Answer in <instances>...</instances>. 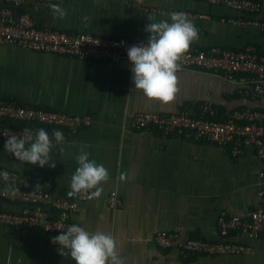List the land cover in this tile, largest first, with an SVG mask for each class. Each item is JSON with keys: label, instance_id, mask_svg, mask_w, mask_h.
<instances>
[{"label": "crops", "instance_id": "crops-1", "mask_svg": "<svg viewBox=\"0 0 264 264\" xmlns=\"http://www.w3.org/2000/svg\"><path fill=\"white\" fill-rule=\"evenodd\" d=\"M258 1L263 4L258 19L264 20V0ZM57 5L67 13L62 20L53 18L50 7L25 4L15 12L29 13L39 28L143 42L150 35L145 31L149 23H171L173 13L189 12L199 15L188 17L199 36L189 49L244 50L255 46L264 54L263 31L223 22L241 13L204 2L147 0V10H139L130 0H59ZM130 69L131 64L126 63L78 60L0 46V98L92 118V125L75 135L59 130L69 139L52 148L55 168L24 164L0 145V169L49 179L55 195L68 193L78 167L75 156L80 146L86 145L89 159L102 164L109 179L101 185V196L82 203L72 221L89 232L114 236L123 264H264V237L252 240L236 236V241L252 247L253 254L220 257L184 258L178 249L163 250L155 241L158 232L167 231L180 234L183 241L201 238L216 242L220 240L217 220L222 212L245 216L256 208L258 191L264 189V175L260 176L264 162L255 149L249 146L243 155L234 157L203 140L131 127L138 113H195L204 102L216 106L223 118L240 109L264 112V96L253 94L251 84L180 69L174 99L162 103L135 89ZM121 175L125 179L121 180ZM112 191L122 200L120 209L108 205ZM0 208L21 210L10 203H2ZM55 236L36 229L0 228V264H75L69 255L59 254L58 244L51 243Z\"/></svg>", "mask_w": 264, "mask_h": 264}, {"label": "built area", "instance_id": "built-area-1", "mask_svg": "<svg viewBox=\"0 0 264 264\" xmlns=\"http://www.w3.org/2000/svg\"><path fill=\"white\" fill-rule=\"evenodd\" d=\"M139 10H147V0H130ZM204 2L225 7L241 13V16L223 19L235 26L255 27L264 32V20L258 19L263 10L258 0H183ZM59 0H0V46H13L35 53L52 54L78 60L131 64L128 49L146 44L128 38H104L90 33L69 32L51 28H39L29 13L15 11L25 4L36 8H49ZM188 17L199 16L189 12ZM208 18L207 16H203ZM180 69H196L219 74L230 81L251 84L253 94L264 96V54L255 46L244 50L211 47L205 50L191 48L178 62ZM250 95V92H246ZM4 121L24 123L22 127H10ZM90 116L72 115L42 106L0 98V145L4 148L8 137L13 134L33 140L43 128L56 144L52 135L56 130H66L75 135L79 130L90 127ZM137 131H160L164 136L199 139L227 150L232 156L244 154L253 147L264 162V112L251 109L233 111L223 118L219 109L210 102L200 104L195 113L182 111L175 114L138 113L131 122ZM64 141L69 139L63 133ZM26 146L28 144L26 143ZM14 158V156H12ZM21 162V161H20ZM3 173L8 174L5 180ZM263 173L260 174L263 177ZM94 191V190H92ZM91 192L69 196L67 192L55 195L51 180L34 176L16 169H0V206L10 203L21 206L20 211L0 208V228L36 229L50 235H60L70 226L76 225L72 215L79 212L81 204L94 200ZM259 204L245 216L222 212L217 220L220 240L216 242L201 238L183 241L176 232L162 231L155 236L157 245L163 250L178 249L184 258L190 256H246L253 254L249 245L235 240L245 236L252 240L264 237V189L258 191ZM111 209L123 205L116 191L108 197Z\"/></svg>", "mask_w": 264, "mask_h": 264}, {"label": "clouds", "instance_id": "clouds-1", "mask_svg": "<svg viewBox=\"0 0 264 264\" xmlns=\"http://www.w3.org/2000/svg\"><path fill=\"white\" fill-rule=\"evenodd\" d=\"M50 8L54 19L62 20L67 15L57 4L50 5ZM83 20L87 21L88 17H83ZM145 31L150 34L147 43L133 45L127 51L132 81L135 89L142 91L147 98L167 103L174 99L177 92L176 73L180 70L178 62L188 52L191 43L199 39L198 29L185 14L173 13L171 23L167 20L151 22ZM52 135L56 144L64 143L61 131L56 130ZM53 146L49 134L41 128L34 140L29 137L26 141L13 134L7 138L4 148L24 164L55 168V160L50 155ZM86 147L80 146L79 153L75 156L78 167L71 177L68 195L71 197L91 192L92 196L99 198L103 192L101 185L108 181L109 172L102 164L89 159ZM60 151L63 153L64 148L61 147ZM3 177L7 180L8 174L3 173ZM120 179L125 177L121 175ZM51 243L58 244L59 254L69 255L75 264H123L117 253L116 238L105 232H89L81 226L72 225L51 238Z\"/></svg>", "mask_w": 264, "mask_h": 264}, {"label": "trees", "instance_id": "trees-1", "mask_svg": "<svg viewBox=\"0 0 264 264\" xmlns=\"http://www.w3.org/2000/svg\"><path fill=\"white\" fill-rule=\"evenodd\" d=\"M13 100H15V99H13ZM2 124L10 126V127H22L25 125L24 123L17 122V121H4V122H2ZM50 130L56 131V129H50ZM4 169H8V168H4Z\"/></svg>", "mask_w": 264, "mask_h": 264}]
</instances>
